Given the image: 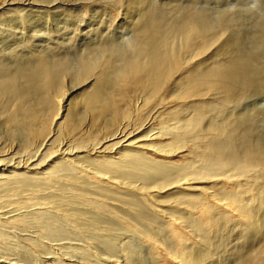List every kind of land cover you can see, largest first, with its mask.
Wrapping results in <instances>:
<instances>
[{
	"label": "bare ground",
	"instance_id": "bare-ground-1",
	"mask_svg": "<svg viewBox=\"0 0 264 264\" xmlns=\"http://www.w3.org/2000/svg\"><path fill=\"white\" fill-rule=\"evenodd\" d=\"M15 1H21L20 7L6 8V11H14L16 17H2L0 13V25L12 31L8 34L1 28L5 33L0 35V53L19 54L22 58L33 54V57L11 65L0 60V113L4 116L0 117L10 128H17V133L19 128L22 129L23 136L20 135L22 138L18 142L29 150L30 155L26 154L24 161L16 159L11 151H0V193L9 184L19 182L23 185L39 180L41 186L55 183V189H67L70 197L75 198L66 200V204H74L71 205L74 207L62 208L69 217L86 213L78 203L114 217L125 216L136 231L151 238L154 244L160 239L167 252L179 258V264L216 262H211L214 257L210 248H215V244L211 246V238L217 237L214 239L211 231L237 223L245 247L236 252L231 250L235 252L232 262L221 260L216 264H264V142L262 138L254 137V113L244 114L235 109L233 119L228 117L230 112L225 114L229 103L252 95L248 93L256 89L263 92L259 88L264 89V62L259 57L264 56L261 54L264 49L258 50L260 55L254 50V44V49H245L232 36L224 34L228 29L225 26L233 21L228 16L231 14L227 15L229 11L212 21L205 12L197 9L199 7L172 2L170 7L152 0H131L136 6L128 21L131 31L121 32L117 41H106L112 32H105L108 20L104 23L105 15L101 21L105 28L100 26L90 30L94 39L88 36L90 42L84 46V53L71 61L58 48L60 42L52 43L51 52H47L46 45L39 47L41 39L52 38V32L62 28L77 31L75 23L68 19L71 9L63 8L57 13L61 16L67 12V17L59 19L56 16L53 21H63V24L52 29L53 25L46 26V23L54 10L62 8L63 2L54 0L46 7L30 0H6L5 7H11ZM84 1L92 3L96 0ZM3 6L0 9H4ZM166 8H174L177 12L167 17ZM40 9V24L28 22L27 16ZM261 25L259 41L263 43V21ZM72 39L67 38L66 44L72 43ZM256 39L258 41V37ZM211 48L212 57L215 56L213 62L207 61L208 56L192 62L193 56L201 54L203 57ZM67 79L77 83L87 79L92 81L77 98L69 99L70 109L61 120L68 99V93L62 90L57 98V111L44 132L37 125L41 114L30 110L39 107L36 102L45 101L50 93L61 89ZM209 91L215 98L208 96ZM211 100L217 102L214 104ZM74 103H78L88 118L83 112L74 115L71 109ZM14 105L16 108L12 110ZM59 137L62 140L47 161L33 163L45 156ZM94 151L97 154L91 156ZM181 153L184 155L182 161L175 162L172 158ZM224 180L229 184L225 185ZM28 184L35 185L33 182ZM212 184H217L220 189L213 188ZM42 196L40 198H45ZM211 197L216 198V204ZM229 207L241 218L231 217ZM197 210L201 213L199 216L194 214ZM165 212L168 213L166 216L176 217L165 218L168 228L165 223L163 229H169L170 234L166 230L167 234L159 231L162 225L158 221H163L161 216ZM95 214L92 220L98 219L97 212ZM10 216H13L11 220H22L14 213ZM9 217L0 213V219ZM174 218L175 223L182 224L181 227L187 228L197 239L181 240L179 230L174 227ZM112 221L106 220L107 228L113 226ZM44 223L48 225V221ZM57 225L54 224L58 230L48 225L46 231L52 228L59 231ZM61 231L54 234L57 236L55 245L62 249L72 247ZM172 233L180 241L173 240L169 236ZM219 239L216 242L221 245L224 239ZM42 259L47 261L45 264H71L59 262L62 260L50 252ZM129 259L122 250L120 254L108 255L106 263L123 264L122 261L129 262ZM0 262L20 264L12 258L0 257Z\"/></svg>",
	"mask_w": 264,
	"mask_h": 264
},
{
	"label": "rangeland",
	"instance_id": "rangeland-1",
	"mask_svg": "<svg viewBox=\"0 0 264 264\" xmlns=\"http://www.w3.org/2000/svg\"><path fill=\"white\" fill-rule=\"evenodd\" d=\"M30 1L36 5H42V6L45 5L47 7V6L51 5L54 0H30ZM59 1L63 2L64 5L65 4L66 5L65 6L62 5L61 6L62 8H58V9L54 10L53 13L50 14V19L46 23L47 25L46 24L45 25L46 26H48V25L52 26L53 25L52 29H54L57 26H62L63 21L56 23L55 21H53V19L56 16L59 19L63 18V16H65V15H66L65 17H67V12H65V13L63 12L64 15H61V16H58L57 13H61V11H63L61 9H63V8L64 9L68 8V9H71L70 11H68V13L71 14V15H68V19H69V21H73L75 23V27H76L77 31H75V30H74L75 32L72 31L73 28H66V29L64 28L66 30L65 31L62 28V29L58 30V32H52L50 35L52 37L51 39H47V38L41 39V41H40L41 45H39V47H43L46 45V47H48L47 52H51L52 48L54 47L52 45L53 42L54 43L60 42V46L58 47L59 49H62V51L61 50L60 51L64 54H66V56L71 61H75L76 59L79 58L80 55H82L84 53V51H85L84 46L88 42H90L89 38H91L94 35V34L91 35V32H89L93 28L100 27V26H104V28H105V24H106L107 30H105V32H108V31H109L108 33L112 32L109 35L110 37H108V39H106V41L107 40L108 41H117L120 39L121 32L126 31V29L131 31V25L128 24V21L131 19L132 15L136 11L135 10L136 6H135V4H133V2L131 3V0H101V1L96 0L92 3L91 2H85L84 0H68V1L67 0L66 1L59 0ZM152 1H154L156 3H162L165 5L169 4L170 7H171V5H170L171 2L176 3L177 5L178 4L179 5H191V6H194L196 8L199 7L197 9L205 12V14L210 18V20L212 19V21L217 20L220 17V15H222L223 13L226 14L229 11L227 13V15L230 13L231 15H228V16H230L229 18H232L233 21L231 20V22L229 23L230 27H229V24L225 26L226 29L227 28L228 29L226 30V32L224 34L232 36V39H234V41H236L242 48L254 49L256 47L254 50L255 51L257 50L256 51L257 53L260 50L264 49V47H263L264 42L260 43V41H259L261 39V35H262V33H261L262 32L261 31L262 30V25H261L262 21L264 23V0H152ZM128 2H129V4H128ZM121 3H123V4L121 5ZM5 4H6V0H0V6L4 5L3 6L4 9H0L1 16L2 17H6V16L9 17V16L13 15V17H16L17 15L15 14L14 11L8 12V11H6V8L8 9V8H12V7L13 8L20 7L21 1H18V2L15 1V3L12 2L11 7H8V6L5 7ZM168 9L171 10L172 8L171 9L170 8L165 9L164 13L166 14L167 17L170 16V14H174L175 12H177V10L174 8L170 12H168L169 11ZM204 9H205V11H204ZM40 11H41V9L39 11H36L37 13L33 12V13L29 14L27 16L28 22L39 25L40 24L39 20L41 18V16L39 15ZM225 11H226V13H225ZM105 15L107 16V18H105ZM128 16H129V18H128ZM13 17H10V18H13ZM213 17H215V18H213ZM103 18H105V19H103ZM102 19H103V21L108 19L107 23H105V21H104L105 24L103 22H101ZM29 20H31V21H29ZM234 20H236V22H234ZM96 21H97V23H96ZM48 23H50V24H48ZM257 24H259V25H257ZM26 26H27V24H26ZM1 28H3V30H5L6 33H8V34L12 33V31L11 30L9 31L8 30L9 28H7L5 25H3V26L0 25V35L5 33V31L1 32ZM243 28H244V30H243ZM263 29H264V27H263ZM66 32H67V34H66ZM234 35H235V37H234ZM88 36H89V38H88ZM71 37H73V39H72L73 42L69 43L67 45L66 39L71 38ZM257 37H258L259 42L256 39ZM92 39H94V38L92 37ZM255 44L257 46H255ZM252 45L254 46V48ZM259 45H260V48L262 47L261 49L258 48ZM213 48H211L209 51H207L203 57L201 54L193 56L192 62H193V60H194V62H197V61H199V60H201L207 56H208L207 61L213 62L215 59V56L212 57V55H213L212 49ZM79 50H81V51H79ZM263 52H264V50H262L261 54L264 55ZM259 54H260V52H259ZM2 55H3V57L4 56L5 57L3 58ZM29 55L25 56V58L31 59L33 57V54H29ZM0 56H1L0 60L1 59L5 60V62L9 63V65L14 64V63H23L25 60V58H22V56H20L19 54L17 56H11L9 54L8 55L7 54H1ZM199 57H201V58H199ZM259 58H261V59H259L261 62H264L263 61L264 56L261 55ZM91 81L92 80L87 79L81 83H77V81H75V80L67 79L64 81L63 87H61V89H59L57 91L50 93L45 101L36 102V103H38L39 107L37 109H31L30 111L35 112V110H37L38 113L41 114L39 116L37 125L42 127L44 132L49 128L50 120L57 111V107H58L57 98H59L60 94L63 91H65L68 93V99L64 103L63 108H65V110H63L61 113V120H62L64 118V115L66 113H68V110L70 109L69 108V99L77 98V96L81 92H83L86 88H88L90 86ZM259 89L263 90V92L256 89V90L252 91L253 93H251V92L248 93V94H252V95H250V96L246 95L245 98L239 100L236 103H233V102L229 103L228 104V106H229L228 110L226 109V111L228 113L225 112V114L227 116L230 112L231 114H229L228 117L230 119H233L236 117L235 116V113H236L235 109L236 110L238 109L237 111H240L241 113L244 112V114L252 115L254 113L253 114V116H254L253 121H254V119L256 121V122L255 121L253 122V126H252V130L254 132V137L255 138L260 137L259 139L262 138L261 140H263V142H264V89L263 88H259ZM208 96H210L211 98L212 97L215 98L214 97L215 95H213V93H211L210 91L208 92ZM211 101H213L212 103H214V104H215V102H217L216 100H211ZM231 105H233V106H231ZM176 106H177V104H176ZM15 108H16L15 105L12 106V110H15ZM231 108H232V110H231ZM71 109L73 110L74 115H77V114L83 112L82 109L80 108V106L78 105V103L72 104ZM12 110H11V112H12ZM83 113L88 118V114L86 112H83ZM0 114H1L0 116L3 115V113H0ZM256 115H257V117H256ZM2 117H4V116H2ZM2 117H0V151L2 150V152L4 151V153H6L7 151H11V152H13V154H15L16 159H21L24 161L27 160L26 154L28 155L27 151H29V150H27L24 146L21 147L19 145V142H18V141H20V139L23 136L22 129L19 128L18 129L19 133H17V131H15V130H17V128H12V127L10 128L9 125L5 122L4 118L2 119ZM254 124H255V126H254ZM6 125H8V126H6ZM12 129H14V130H12ZM20 135H22V136H20ZM74 135H75V138L78 137V134L76 132ZM53 136L55 137V135H53ZM52 140L54 141L55 139L52 138ZM61 140H62V137H59L57 139V141L52 144V146L47 151V153L44 154L45 156H43L41 159L37 158L38 160L37 159L35 161L33 160V163H35L36 161H40V160H46L47 157L55 150L54 147H56L57 144ZM70 144L73 145L74 142L72 143V141H71ZM16 146H18L19 148ZM95 154H97L96 151L92 152L91 156H94ZM183 156L184 155H182V153H181L180 156L175 155L172 159L175 162H176V160L178 162H180V161H182ZM35 181H29V182H27V184H23L24 186L20 182L14 183V184H9L8 187L5 188V191L3 193H0V213L4 214V216H7V217H9L12 213H14V215H19L22 218V220L21 219L11 220V218L13 216H10L9 219H7V218L0 219V257L5 258V259H9V258L16 259L19 261L20 264H45L44 262H47V261H43V259H42L43 255L46 252H50L51 254H56L57 258L62 260V261H59L61 263L62 262H71V264H82V263L83 264H109L108 262L106 263V259H107L108 255L120 254V252L122 253V250H123L127 253L128 259H129V257L131 258V259H129V262L127 260L122 261L123 264H179L177 262V259H179V258L177 256L175 257V255L173 256V254L170 252L168 253L167 250L165 249V246L163 245V242L161 243L160 239L155 240L156 243L154 244L153 240H151V238L149 239V237L145 236V234H143L141 231H136L137 229H135V227L128 222V219L125 216L114 217V216H111L108 212H102L101 210H100V212L94 211L93 209L89 208L88 206L87 207L84 206L83 203L82 204L78 203L79 207H81L83 210H85L86 213H81L83 216L81 214H79V215H76L74 217L71 216V214H70V216L72 217L71 218V217H69V215L66 212H64L62 210V208L74 207V206L71 207V205H74V204H71V205L66 204L67 199H69L71 201L75 200V198L73 196L70 197V195H71L70 192L67 189H64V190H58V188L55 189L54 188V187H56L55 183L52 185V184H45L43 182L45 184V186L44 185L41 186L42 181H39V180H35ZM32 182L35 183V185H34L35 187L31 186V184H28V183H32ZM222 182H224L225 185L229 184L228 180H224ZM25 185H29V186H25ZM215 185L212 184V187L216 188V189H220L217 186V184H215ZM55 190H57V191H55ZM42 195H44L45 198H40ZM211 198L212 199H210V200H212V202L216 201V198H214V197H211ZM110 202H112V201H110ZM56 204H58V205H56ZM215 204H216V202H215ZM230 204L233 205L232 203H230ZM229 208H227V209L229 210L231 217L241 218V215L238 216L237 213H235L231 208L230 209ZM96 212L98 215V219L92 220L91 217H93V215L96 216V214H95ZM164 214H165L164 216L160 215L161 220H163V221H161V222L158 221V223H160V225H162L161 226L162 229L159 231H162V232L164 231L163 233H165L167 231V233L170 234V232H168L169 229L168 230L166 229V228H168V223H166L167 221L165 218H168V217L173 218L174 215H171V216L167 215L166 216V214H168L166 212ZM194 214L196 216H199L201 213L199 212V210H197ZM75 217H76V219H75ZM52 219H55V221H57V222H55V221H54L55 223L52 222L53 221ZM107 219H110L111 221L113 219V221L111 223L113 226H110V228L106 227V225H107L106 220ZM42 221H44V222L48 221V225H51V227H52V225L54 226V224L58 223L59 226L58 225L57 226L60 227L59 231H57L58 229L55 227L56 226L55 225L54 228L57 229L56 231H53V228H52L51 230L53 231V233H51L52 231L50 229H47V230H49V232H47L46 227L48 225H46L43 222L42 223L43 226H41ZM49 221H51V222H49ZM102 222H105V223H102ZM175 222H176V219L174 221V227H176L180 231V233L178 231V234H180L179 237H181L180 238L181 240L191 242V241H195V239H197V237L192 235L191 234L192 232H190L187 228L186 229L182 228L181 227L182 224L180 225L179 222H177V223H175ZM96 223H98V224H96ZM44 224L46 227H44ZM232 224H234V223H232ZM232 224H228L227 226H229V228L224 227L223 229H221L222 231L221 230L214 231V232L211 231L210 234L213 235V238L215 239V237H217L215 240H213L211 238V241H212L211 246L213 244H215V245H213L215 248H213V247L210 248L211 253H212V258L213 257L215 258V259L213 258V261H211L212 263L214 261H216V262H214L216 264L217 261H221V260L224 262L230 263L234 259V255H235L234 253L237 250L242 249V247L243 248L245 247L243 238L241 239L242 236H240L238 233V231H239L238 225L239 224H237V223L234 225H232ZM230 225L232 228H230ZM163 226H165L166 228L164 227L165 229H163ZM43 227L45 229H43ZM61 228L64 231L65 236L68 237L67 241L69 242V240H70L72 247H69V246H68L69 248L63 247V249H62V247H59L57 244L55 245V242H57V238H56L57 236L54 234H56L55 232L60 233ZM225 229L228 232L229 231L230 232L225 233V232H227ZM63 231H61V233ZM212 232L215 234H213ZM218 232H220V234ZM167 233H165V234H167ZM223 233H224V235H223ZM236 233H238V235ZM225 234L226 235L228 234L229 236L227 235V237H226ZM104 236H105V238H104ZM169 236L170 237L172 236L173 240L177 239V241H180L179 237H176V238L173 237V233H172V235H169ZM224 236L226 238H224ZM237 237H239V239ZM227 238H228V241L225 242V239H227ZM217 239H219L220 241H221V239H224V241L220 245V242H218V241L216 242ZM157 241L159 242L158 245H156ZM125 242L127 243V245ZM223 243L226 245H222ZM240 243L243 245H241ZM123 244H125L126 247L123 246ZM216 244H219V245H216ZM155 245H156V247H154ZM239 245H240V247H239ZM139 246H140V248H139ZM56 247H58V248H56ZM122 247H123V249H122ZM124 247H125V250H124ZM223 247H226V249H225L226 251L224 249L222 251ZM64 248H66V249H64ZM212 248H213V251H212ZM235 248H237V249H235ZM228 249H230V250H228ZM231 250L235 251V252H232ZM114 251H115V253H113ZM215 251H218L219 254L216 253ZM221 251H222V253H220ZM66 252H67V255H66ZM213 254H215V255L217 254L216 256L220 259L217 260L218 258L216 259V256ZM63 255L65 257L64 259H62ZM138 257H141V258H138ZM17 258H19V259H17ZM231 259H232V261H231ZM0 264H4V262H0Z\"/></svg>",
	"mask_w": 264,
	"mask_h": 264
}]
</instances>
